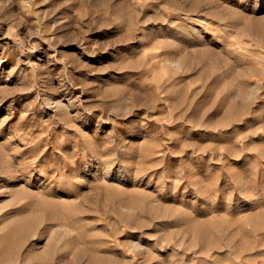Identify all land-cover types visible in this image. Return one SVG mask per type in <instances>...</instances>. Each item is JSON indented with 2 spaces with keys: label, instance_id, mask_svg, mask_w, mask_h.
I'll return each instance as SVG.
<instances>
[{
  "label": "rangeland",
  "instance_id": "obj_1",
  "mask_svg": "<svg viewBox=\"0 0 264 264\" xmlns=\"http://www.w3.org/2000/svg\"><path fill=\"white\" fill-rule=\"evenodd\" d=\"M0 264H264V0H0Z\"/></svg>",
  "mask_w": 264,
  "mask_h": 264
},
{
  "label": "bare ground",
  "instance_id": "obj_2",
  "mask_svg": "<svg viewBox=\"0 0 264 264\" xmlns=\"http://www.w3.org/2000/svg\"><path fill=\"white\" fill-rule=\"evenodd\" d=\"M9 240V239H8Z\"/></svg>",
  "mask_w": 264,
  "mask_h": 264
}]
</instances>
